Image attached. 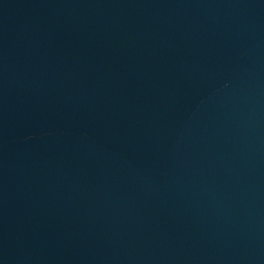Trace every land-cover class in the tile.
<instances>
[{
    "label": "water",
    "instance_id": "1",
    "mask_svg": "<svg viewBox=\"0 0 264 264\" xmlns=\"http://www.w3.org/2000/svg\"><path fill=\"white\" fill-rule=\"evenodd\" d=\"M0 264H264V0H0Z\"/></svg>",
    "mask_w": 264,
    "mask_h": 264
}]
</instances>
